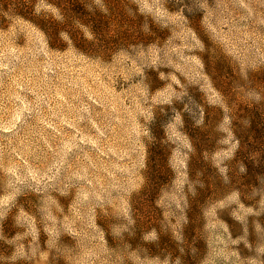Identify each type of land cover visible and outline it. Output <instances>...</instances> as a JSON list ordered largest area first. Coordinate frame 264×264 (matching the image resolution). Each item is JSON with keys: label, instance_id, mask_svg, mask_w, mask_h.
I'll return each mask as SVG.
<instances>
[{"label": "rangeland", "instance_id": "374dc122", "mask_svg": "<svg viewBox=\"0 0 264 264\" xmlns=\"http://www.w3.org/2000/svg\"><path fill=\"white\" fill-rule=\"evenodd\" d=\"M110 2L164 36L54 49L0 0V264H264V0Z\"/></svg>", "mask_w": 264, "mask_h": 264}, {"label": "trees", "instance_id": "16d2710c", "mask_svg": "<svg viewBox=\"0 0 264 264\" xmlns=\"http://www.w3.org/2000/svg\"><path fill=\"white\" fill-rule=\"evenodd\" d=\"M50 1L58 7L63 21L55 20L46 14L38 16L27 14V19L45 35L51 48L54 49H63L65 43L62 36L66 35L78 51L85 54L92 52L91 47L94 43L84 40L80 27L89 30L99 40L97 46L101 49L102 54L127 51L132 45L147 46L154 42L155 37L162 38L164 36V33L156 28H153L151 34H146L142 31L141 26L131 22V19L127 24L115 25L114 18L122 19L120 15L122 10L118 5L112 4L110 0H105L106 3H110L108 4V11L112 15L110 18L104 16L99 10L92 9L86 2H76L77 8L71 12L63 8V0ZM76 24H80V26H76Z\"/></svg>", "mask_w": 264, "mask_h": 264}]
</instances>
